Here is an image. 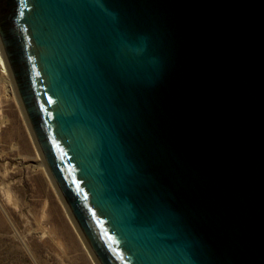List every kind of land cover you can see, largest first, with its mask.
I'll use <instances>...</instances> for the list:
<instances>
[{
    "label": "water",
    "instance_id": "95a60500",
    "mask_svg": "<svg viewBox=\"0 0 264 264\" xmlns=\"http://www.w3.org/2000/svg\"><path fill=\"white\" fill-rule=\"evenodd\" d=\"M0 51L96 264H264V0H0Z\"/></svg>",
    "mask_w": 264,
    "mask_h": 264
},
{
    "label": "rangeland",
    "instance_id": "374dc122",
    "mask_svg": "<svg viewBox=\"0 0 264 264\" xmlns=\"http://www.w3.org/2000/svg\"><path fill=\"white\" fill-rule=\"evenodd\" d=\"M86 249L0 67V264H96Z\"/></svg>",
    "mask_w": 264,
    "mask_h": 264
},
{
    "label": "bare ground",
    "instance_id": "6f19581e",
    "mask_svg": "<svg viewBox=\"0 0 264 264\" xmlns=\"http://www.w3.org/2000/svg\"><path fill=\"white\" fill-rule=\"evenodd\" d=\"M0 67H1V69H2V73H4V74H9V72H8V70H7V67H6V65H5V63H4V60H3V57H2V53H1V51H0ZM87 248V247H86ZM87 250V249H86ZM91 256V255H90Z\"/></svg>",
    "mask_w": 264,
    "mask_h": 264
}]
</instances>
